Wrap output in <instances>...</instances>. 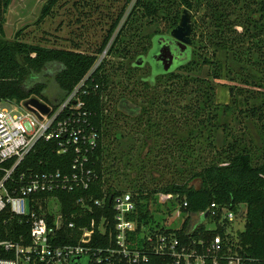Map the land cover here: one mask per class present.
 <instances>
[{
  "label": "trees",
  "instance_id": "1",
  "mask_svg": "<svg viewBox=\"0 0 264 264\" xmlns=\"http://www.w3.org/2000/svg\"><path fill=\"white\" fill-rule=\"evenodd\" d=\"M12 1L0 0V104L9 105L13 101L20 106L25 100L36 98L44 103L57 105L87 76L82 89H87L90 94L83 101L86 102L89 120L100 135L98 147L89 156L86 164L88 168L93 170L95 176L88 194H91L94 198H102L104 193L107 195L119 194L128 190L136 194L137 198L146 201L147 205L150 201H155L158 195L172 196L176 198L180 205L184 202L187 204L185 208L181 207V212L187 214L206 211L211 204H215L218 210L228 208L233 211L238 206H242L244 213L241 220L244 223V230L228 235L227 239L233 243L234 250L238 254L251 257L258 260L260 264H264V151L255 153L250 148L243 146L238 137H232L225 124L220 125L221 130L227 138H232V140L227 142L226 146L217 149L215 135L212 132L215 119L219 113L218 109L221 108V114L231 113L235 110L261 123L259 128L264 134L263 99L250 97V100L254 102L253 105L242 111L238 109L237 101L234 99L236 95L234 89L229 88L230 102L217 105L214 101V87L211 84V81L221 79L224 70L231 68L228 67L230 62L236 65L238 73L243 72L247 65L254 69V72L261 79L258 84L253 86L261 88V82H264V69L262 66L264 65V52H262V46L259 42L264 41V22L257 24L254 21L252 22L248 15H237L238 8L240 10L244 9L245 0L229 2L228 0H126L127 5L133 1V7L125 25L129 23L138 10H142L144 16L151 18L158 16L160 13L163 14V17L167 18L169 28L172 29L179 23L180 6L188 11L199 7L208 8L211 13L207 18L214 21L213 39L215 41H207L208 43L206 42L205 45L197 47H194L195 43L192 41V47L190 46L191 57L186 58L185 63L182 61L183 64L177 68L178 71L184 69L196 72L197 75L183 77L181 73L165 72L163 68L159 67L154 59L160 50L158 42L154 43L148 56V62L153 69L152 74L155 77H167L165 81L167 84L165 85H169L170 88L166 87L167 89L164 90L176 94L178 98L176 100H186L189 97V101L185 105L180 103L176 105L178 101L174 103L176 110H178V120L185 114L187 115L189 111L192 117L199 121L202 126L200 125V128H198L197 125H194L192 128L189 123H186L188 125L186 130L199 129L200 134L204 132L206 126H209L208 131L205 130L207 133L202 141H194L193 138L196 137H192V133L188 132L186 137L170 140L169 146L166 145L165 149L155 152L154 160H158L157 166L166 167L168 160H172L180 162L184 167H190L188 171L181 169L179 172L180 178L177 181H170L164 185H158L157 182L152 183V185L139 182L143 166L136 167L133 164V147L130 140L131 138L134 140V138L130 126H128L129 129H125V125L118 127L116 128L118 131L113 133V136L111 135V130L114 129L115 125L112 124L109 128L111 121L108 114H105L106 103L103 102L104 97L110 96V85L112 84L110 75L105 69L107 61L104 60L88 76L98 55L102 53L115 33L116 36L108 53H115L122 59H127L128 62H132L131 67L133 69H138L137 61L134 62L135 53H131L132 47L130 45L121 46L120 48L117 46L119 42L120 44L122 42L118 40L123 29L118 30V26L124 13H120L112 22L99 47L92 53H85L79 51L76 44L74 49L70 50L47 48L42 45H27L19 39L22 32L17 33L14 40L5 39L3 28L6 21L5 14ZM62 1L64 0H48L41 9L40 21L49 17L53 9ZM216 2L219 4L216 5ZM231 3H234L235 6L230 9ZM237 4L240 5L236 6ZM219 5L223 9L220 13ZM257 6L259 11L262 12L260 20L263 21L264 5L262 2H258ZM230 18H233V20H230ZM252 38L256 41H252ZM208 46H213L214 51L207 57L205 53H207ZM146 48L143 47L139 51L146 53ZM256 49L258 53L255 52ZM187 50L188 48H186V53H188ZM218 53H223V61L217 57ZM138 55L140 58L143 54L139 53ZM253 55L254 57H252ZM51 65L57 67L51 75L55 84L54 90L57 91L54 100L46 93V84L39 81L45 69ZM204 68H206L207 79L200 77ZM129 72L124 81L127 86L131 84V93L134 90L137 92L149 90L150 84L146 81L139 80L131 83L133 77L129 75ZM225 72L229 73L227 70ZM29 81L33 83L27 85L30 83ZM245 82L247 83V81ZM94 85H98L95 91L92 90ZM154 86H157L156 83ZM156 98H148V101L144 102L145 104H138V107L135 106L126 115L128 120L133 122L132 126H136L138 134L142 135L146 131L148 133L152 132L155 136H160L159 124L151 123L150 120V111L155 109L153 105L156 104ZM121 100V102L124 101V99ZM171 118L169 123L171 122L173 125L170 128L169 137L174 138L177 131L182 132V130L176 125L179 121L175 120L174 114ZM201 128H204V130ZM124 135L125 138L130 139L129 142L126 141L127 139H122ZM145 140V138L140 140L141 149ZM197 146L199 151L206 152L208 156L202 158L200 154H195ZM176 153L177 156L175 157ZM72 158L69 154L57 155L53 143L39 142L34 151L22 163L21 169L32 168L35 171L59 169L66 171L69 169ZM137 158L139 159L140 156L138 155ZM140 161L143 163V159H140ZM114 165L117 166L115 170ZM111 167H113L112 170ZM151 180L154 181V179ZM196 181L199 183L198 186H193L192 183ZM79 195L84 194L63 193L57 194V197L63 202V206L68 212L71 211V201ZM8 215L9 213L5 211L0 216V239H16L15 234H4V230L10 227L9 225L7 227L2 226L1 222ZM10 219L12 224L14 220L13 218ZM138 219L144 223H148L150 219L149 212L144 208V205L139 207ZM199 232L203 235L207 233L202 228ZM213 232L220 233L224 237L220 229ZM209 234H212V232H209ZM167 262H169V259L164 258L159 263L164 264ZM159 263L157 261V264Z\"/></svg>",
  "mask_w": 264,
  "mask_h": 264
},
{
  "label": "built area",
  "instance_id": "2",
  "mask_svg": "<svg viewBox=\"0 0 264 264\" xmlns=\"http://www.w3.org/2000/svg\"><path fill=\"white\" fill-rule=\"evenodd\" d=\"M109 48L108 43L88 76L106 60ZM86 78L57 105L45 103L48 114L0 104V216L9 213L1 222L10 227L4 234L16 235V239H0V264H157L164 258L169 259L164 264H260L238 254L227 239L237 232L232 223L242 219V206L233 211L211 204L206 211L183 213L182 225L176 228L164 218L182 213L187 204L180 205L175 197L164 196L171 203L160 212L164 218L157 224L154 200L147 205L128 190L104 193L102 198L88 194L95 176L86 164L100 135L83 101L90 94L82 89ZM97 88L94 85L92 90ZM108 99L103 98L105 114ZM39 142L53 143L57 155H71L69 169L22 170ZM63 193L84 195L75 197L66 212L57 197ZM141 205L149 212L148 223L138 219ZM217 229L224 237L213 232Z\"/></svg>",
  "mask_w": 264,
  "mask_h": 264
},
{
  "label": "rangeland",
  "instance_id": "3",
  "mask_svg": "<svg viewBox=\"0 0 264 264\" xmlns=\"http://www.w3.org/2000/svg\"><path fill=\"white\" fill-rule=\"evenodd\" d=\"M47 1L48 0H13L5 14L6 21L3 26L5 39L14 40L17 33L22 32L19 39L27 45H42L47 48L70 50L74 49V45L76 44L78 45L79 51L92 53L97 47H99L101 41L104 40L107 30L112 22L120 13H124L118 26V30L123 29L121 37L118 40L122 41V45L119 42L117 46L120 48L121 46L124 47L130 45L132 47L131 53H135L134 62L140 60L139 53H142L143 57L141 56L142 63L137 65L138 69H133L131 67L132 62H128L127 59H122L118 55H115V53L107 54L105 69L108 71L110 79L112 80V84L110 85V96L107 101L108 118L111 121L109 128H111L112 124L115 125L114 129L111 130V135L113 136V133L118 131L116 128L123 127V125H125V129H129L128 126L132 129L134 140L131 137V140L128 137L125 138V135L122 139H127V142L130 140L133 147V164L136 167L143 166L141 171L142 175H140L139 180L140 183H149L152 185V183L157 182L158 185H164L170 181H177L178 178H180L179 172L181 169H186L188 171L190 167H184L180 162H174L172 160H168L166 167L157 166L158 160H154L155 152L165 149L167 147L166 145L169 146L170 140H177L183 136L186 137L188 132L192 133V137H196L193 138L194 141H202L207 133L205 130L208 131L207 129L209 126H206L205 130L204 128H201L204 132L200 134L198 131L199 129L186 130L188 127L186 123H189L191 127L197 125L198 128H200V125L202 126L199 121L192 117V114L189 113V111H186L187 115L185 114V116H182V118H179L178 120V110H176V105H179V103L185 105L189 101V97L186 98V100H176L178 99L176 94L164 90L166 87L170 88L169 85H165L167 84L165 83L167 77H155L154 74H152L153 69L148 62V56L151 52L152 46L155 42L167 41L166 39H169V32L173 29L169 28V23L166 20L167 18L163 17V14L161 13L154 18L146 17L143 15L142 10H138L132 16L129 23L125 25L127 17L132 11L133 1L127 5L126 0H64L53 9V12L49 17L40 21L41 9ZM229 1L233 0H228V2ZM258 2H262L264 5V0H245L244 9L240 10L238 8L236 11L238 12L237 15L245 14L246 16H249L252 22L254 21L257 24L263 23L264 20H260V14L262 12L259 11L257 6ZM74 4H76V7L73 6ZM217 4L219 3L216 2V5ZM238 5L240 4H237L236 6ZM234 6L235 4L231 3L230 9L232 7L234 8ZM218 8L219 13L223 11L222 6L219 5ZM179 9L180 20L182 11L185 8L180 6ZM209 13H211L210 10L203 7L190 10L192 26L191 41H194V47L205 45L207 41H215L213 39L214 21L207 18ZM230 20H233V18H230ZM115 36L116 33L109 41L110 46L112 41H114ZM252 41H256V39H253ZM259 42L262 46V52H264V41ZM143 47H147L146 53L139 51V49ZM191 47L188 48V53H186V50L184 51V57L180 60V63H177L172 67L171 72L181 73L183 77H193L197 75L195 74L196 72L193 71H187L184 69L181 71L177 70L179 65L183 64L181 61L185 63L186 58L191 57ZM213 51V46H208L207 53L205 54H207L208 57ZM257 51L258 50L256 49L255 52L258 53ZM217 57L221 59V61L224 59L223 53H218ZM252 57H254V55ZM228 65V67H231L230 69H226L229 71V75L225 72L226 70H224L220 80L211 81V84L214 87L215 104L224 105L230 102L229 88L234 89L236 93L234 99L237 101L238 109H241L242 111L246 109V107L253 105L254 102L250 100V97H259L264 100V84H262L264 82H261V88L253 86L258 84V81L261 79L258 74L254 72V69L247 65L245 66L246 68L243 69V72L238 73L236 65L231 62L228 63ZM262 66L264 69V65ZM56 69L57 67L55 65L49 66L43 72L44 74L40 76L41 80H39L46 84V93L50 95L52 100L56 98L55 95L57 94V91L54 90L55 84L51 77ZM128 72L129 75L133 77L131 83L139 80L146 81L150 84L149 90L142 92L134 90V92L131 93V84L127 86V83L124 81ZM200 77L205 79L208 78L206 68L203 69ZM245 81H247V83ZM29 82L27 85L33 83L31 81ZM155 83L157 85L156 87L154 86ZM150 97H157L155 101L156 104L155 106L153 105L155 109L150 111V120L152 121L151 123L159 124L158 131L160 136H155L152 132L148 133L146 131H144V134L142 135L138 134L136 126H132L133 122L126 117L127 114L123 111L124 108L121 109V99H124V102L127 105H130L133 109L135 106L138 107V104H145ZM175 101H178L176 105L174 104ZM1 107L7 109L16 108L20 110L22 108L21 105L19 106L13 101L10 105L2 104ZM221 111L222 109L219 108V113L215 119L212 131L213 135H215V146L217 149H221V147L226 146L227 142L232 140V138H227L221 130L220 125L225 124L232 137H238L243 146L250 148L255 153L264 151V134L259 128L261 123H258L256 120L246 117L244 114H240L235 110L231 113L224 114H221ZM172 114H174L175 120L179 121L176 125L182 130V132L177 131V135L174 138L169 137L170 128L173 125V123H169V119H172ZM142 137L146 140L141 149L140 140L144 139ZM195 152V154H200V157L202 158L208 156L206 152L199 151L198 146L196 147ZM138 155L140 158L136 159ZM176 156L177 153L175 157ZM140 159H143V163H141ZM112 169L113 167H111V170ZM115 169H117L116 165H114V170ZM151 179H154V181ZM198 184V181L192 183L193 186H198ZM167 199V197L162 195L156 196L155 207L157 208V212H155V214L153 213V216L157 224H162L164 215H161L160 217V212L163 213L165 208L171 203V200ZM182 217L183 213H174L171 217L165 216L164 219H166L165 222L169 225L179 228L182 225ZM232 226L234 229L233 232H241L244 230V223L242 220H234Z\"/></svg>",
  "mask_w": 264,
  "mask_h": 264
},
{
  "label": "water",
  "instance_id": "4",
  "mask_svg": "<svg viewBox=\"0 0 264 264\" xmlns=\"http://www.w3.org/2000/svg\"><path fill=\"white\" fill-rule=\"evenodd\" d=\"M192 26L190 11L184 9L179 20V24L169 32V42L160 45L159 54L154 58L156 63H160L165 72L171 67L172 64V51L170 45L174 44L179 50L184 52L186 48L192 45L191 41ZM22 107L30 112L38 111L41 114H48L49 108L42 101L36 98H30L22 102ZM28 204V201H27ZM28 213V212H27ZM244 210L241 209L239 217H242Z\"/></svg>",
  "mask_w": 264,
  "mask_h": 264
},
{
  "label": "flooded vegetation",
  "instance_id": "5",
  "mask_svg": "<svg viewBox=\"0 0 264 264\" xmlns=\"http://www.w3.org/2000/svg\"><path fill=\"white\" fill-rule=\"evenodd\" d=\"M165 42L166 41H163V42L158 41V44L160 46V45H162ZM167 42H169V41H167ZM170 49L172 51V53H171L172 54V64H171V67L167 71H171L172 67H174L177 63H180V60L184 57V54H185L184 52L179 50L174 44L170 45ZM141 56L143 57V55H141ZM141 56L139 58L140 60L138 62H136V63H138V64L142 63ZM157 65H159V67L163 68V66L160 63H157ZM120 105H121V109L124 108L123 111H125L126 114H129V112L132 111V107L130 105H127L124 101H123V103L120 102Z\"/></svg>",
  "mask_w": 264,
  "mask_h": 264
}]
</instances>
